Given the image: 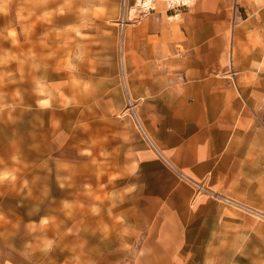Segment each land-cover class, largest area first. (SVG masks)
I'll return each mask as SVG.
<instances>
[{"label":"crops","instance_id":"obj_1","mask_svg":"<svg viewBox=\"0 0 264 264\" xmlns=\"http://www.w3.org/2000/svg\"><path fill=\"white\" fill-rule=\"evenodd\" d=\"M90 1L107 22L119 5ZM187 1H159L123 31L129 104L118 109L144 135L127 114L117 120L120 172L132 178L117 214L132 224L126 244H139L108 264H194L221 250H260L239 264H264V0Z\"/></svg>","mask_w":264,"mask_h":264},{"label":"rangeland","instance_id":"obj_2","mask_svg":"<svg viewBox=\"0 0 264 264\" xmlns=\"http://www.w3.org/2000/svg\"><path fill=\"white\" fill-rule=\"evenodd\" d=\"M91 5L0 0V173L15 177L0 180V264H108L138 252L117 214L132 178L120 172L116 140L117 120L134 117L118 109L129 104L118 21L135 1L109 7L108 22ZM221 251L193 263L239 264L241 253L260 252Z\"/></svg>","mask_w":264,"mask_h":264},{"label":"built area","instance_id":"obj_3","mask_svg":"<svg viewBox=\"0 0 264 264\" xmlns=\"http://www.w3.org/2000/svg\"><path fill=\"white\" fill-rule=\"evenodd\" d=\"M160 1L164 3L167 6L168 10L170 11H179L181 9L187 8L189 5V2L187 0H160ZM233 1L236 6L237 0H233ZM156 2H158V0H138L135 3L134 7H132V9L129 11L128 15L123 16L118 21V26L120 30L123 32L125 28L129 26L130 24L137 23L138 21H141L145 17L154 13L157 9ZM132 12L137 14V16L132 18L130 16ZM226 202L228 204H234L229 199H226Z\"/></svg>","mask_w":264,"mask_h":264},{"label":"clouds","instance_id":"obj_4","mask_svg":"<svg viewBox=\"0 0 264 264\" xmlns=\"http://www.w3.org/2000/svg\"><path fill=\"white\" fill-rule=\"evenodd\" d=\"M41 104L46 107L49 106L48 101H41ZM9 177H11V179L13 180L15 179V177L12 176L11 173H8V172L0 173V180L9 179Z\"/></svg>","mask_w":264,"mask_h":264}]
</instances>
